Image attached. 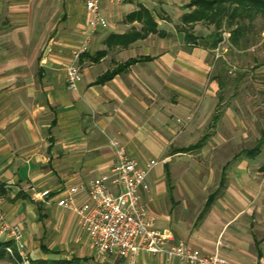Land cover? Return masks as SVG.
<instances>
[{
    "label": "crops",
    "instance_id": "crops-1",
    "mask_svg": "<svg viewBox=\"0 0 264 264\" xmlns=\"http://www.w3.org/2000/svg\"><path fill=\"white\" fill-rule=\"evenodd\" d=\"M192 1L102 0L108 27L89 41L70 91L66 67L88 30L83 0H0L1 208L22 232L26 264H189L103 254L57 205L118 163L109 140L139 165L158 161L141 199L172 244L264 264V101L240 92L221 102L216 49L204 41L215 23L188 19ZM21 262L15 244L0 243V264Z\"/></svg>",
    "mask_w": 264,
    "mask_h": 264
},
{
    "label": "built area",
    "instance_id": "built-area-1",
    "mask_svg": "<svg viewBox=\"0 0 264 264\" xmlns=\"http://www.w3.org/2000/svg\"><path fill=\"white\" fill-rule=\"evenodd\" d=\"M120 6L130 0H107ZM89 15L88 30L84 42L76 49L66 67L67 88L77 91L81 81L80 59L86 52L89 41L99 29L108 27L107 20L100 11L102 0H83ZM118 163L107 173L93 177L84 183L66 188L57 205L78 217L82 230L87 234L90 244L103 254H115L133 259L139 253L163 255L165 258H178L189 264H233L215 252L199 255L183 243L172 244L165 233L154 229L153 218L142 202L141 192L149 193V176L157 165V160L139 165L127 159L117 142L109 140ZM0 185V243H13L17 255L26 264L28 256L19 247L22 232L17 226L6 222L2 212L4 190ZM79 195L87 201L78 205ZM4 250L13 256L10 246Z\"/></svg>",
    "mask_w": 264,
    "mask_h": 264
},
{
    "label": "rangeland",
    "instance_id": "rangeland-1",
    "mask_svg": "<svg viewBox=\"0 0 264 264\" xmlns=\"http://www.w3.org/2000/svg\"><path fill=\"white\" fill-rule=\"evenodd\" d=\"M258 1L260 5L250 4L239 9L231 19L226 15L224 23L222 21L218 32L221 41L210 57L213 65L211 77L221 86V102L240 92L250 96L251 102L264 101V0ZM238 30H241L242 38L232 43L230 34Z\"/></svg>",
    "mask_w": 264,
    "mask_h": 264
},
{
    "label": "trees",
    "instance_id": "trees-1",
    "mask_svg": "<svg viewBox=\"0 0 264 264\" xmlns=\"http://www.w3.org/2000/svg\"><path fill=\"white\" fill-rule=\"evenodd\" d=\"M191 4L194 5L196 9L191 14H189L188 19H190L191 21H203L208 23H215L213 32L207 35L204 40L208 48L213 50L216 48L217 43L221 41L218 32H220L222 21L226 20L225 16L227 15L228 17L227 19H231L230 17L235 16V14L239 9H245L251 6L252 4L258 6L260 5V2L258 0H254V1L253 0H195V1L193 0ZM226 5L228 8L226 7ZM231 6L232 9L229 10ZM244 15L245 14L240 16V19H242ZM240 38H242L241 30H238L237 32L234 31L232 32V34H230V40L232 41V43H237V41H239ZM121 69H122L121 66L115 68L111 72L105 74L101 80L103 81L106 80L107 78H110ZM218 84L220 85V83ZM261 142L262 141H260L258 145H260ZM212 200H213V196L210 197L209 203ZM72 262H66L64 260H60V261L38 260L35 262H30V264H72Z\"/></svg>",
    "mask_w": 264,
    "mask_h": 264
}]
</instances>
